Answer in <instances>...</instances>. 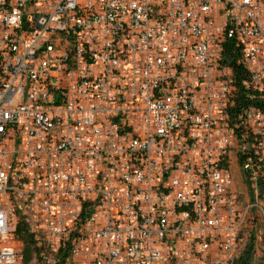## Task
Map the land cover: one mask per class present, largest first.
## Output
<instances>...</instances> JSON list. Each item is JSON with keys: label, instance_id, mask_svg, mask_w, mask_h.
<instances>
[{"label": "built area", "instance_id": "1", "mask_svg": "<svg viewBox=\"0 0 264 264\" xmlns=\"http://www.w3.org/2000/svg\"><path fill=\"white\" fill-rule=\"evenodd\" d=\"M263 9L0 0V264L19 222L52 264H237L264 219Z\"/></svg>", "mask_w": 264, "mask_h": 264}, {"label": "trees", "instance_id": "2", "mask_svg": "<svg viewBox=\"0 0 264 264\" xmlns=\"http://www.w3.org/2000/svg\"><path fill=\"white\" fill-rule=\"evenodd\" d=\"M223 54L224 61L222 62L225 65H228L232 71V79L235 85L239 87V93L243 94L242 88L240 87V81L246 77L247 72L243 65L237 62L239 56V49L237 48L235 41L232 38L225 40L223 43ZM242 97L241 95L236 97V100ZM17 236L20 238L23 244V255H22V264H26L31 256H34L40 259L39 253L42 247L38 246L33 239V235L27 230V227L19 222L17 225ZM249 250V249H248ZM246 251L245 256H243L237 264H246L249 259V254ZM61 260V259H60Z\"/></svg>", "mask_w": 264, "mask_h": 264}, {"label": "rangeland", "instance_id": "3", "mask_svg": "<svg viewBox=\"0 0 264 264\" xmlns=\"http://www.w3.org/2000/svg\"><path fill=\"white\" fill-rule=\"evenodd\" d=\"M264 10V9H263ZM235 182H237V175L235 174ZM238 190L241 189V187L238 185ZM240 188V189H239ZM261 209L264 212V207H261ZM250 213L253 215V220L250 222V226L248 228V254L249 259L253 256V254L256 252L258 253L259 250L256 248L255 244L257 243V246L259 247L260 244L264 243V219L262 216V212L260 213L259 209L251 208ZM260 234V240H257V236ZM254 245V247H253ZM53 260H44V259H38L34 256H31L30 260L26 264H52Z\"/></svg>", "mask_w": 264, "mask_h": 264}]
</instances>
